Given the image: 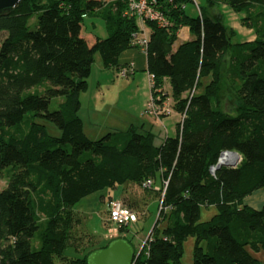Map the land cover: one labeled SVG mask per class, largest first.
Here are the masks:
<instances>
[{"label": "trees", "instance_id": "16d2710c", "mask_svg": "<svg viewBox=\"0 0 264 264\" xmlns=\"http://www.w3.org/2000/svg\"><path fill=\"white\" fill-rule=\"evenodd\" d=\"M127 1L23 0L0 14V178L6 177L0 263L87 264L96 250L82 258L64 254L80 221L72 207L95 192L135 185L160 203L150 238L132 264H182L188 236L195 239L193 264H264V206L243 202L264 190V0H205L209 9L223 3L246 12L257 39L235 44L219 18L198 7L196 18L185 14L184 5L193 0H154L153 9L167 24L143 22L149 30L150 95L161 106L168 80L173 111L181 117L175 134L157 146L144 125L91 140L78 115L94 56L103 68L118 71L120 53L138 48V18L126 14ZM88 14L101 16L106 38L88 42L82 35ZM33 15L36 28L29 31ZM183 26L193 39L174 48ZM223 75L236 103L230 111L220 103ZM205 78L203 92L196 94ZM47 124L59 135L49 134ZM222 152L241 160L216 169ZM201 207L216 212L199 222Z\"/></svg>", "mask_w": 264, "mask_h": 264}, {"label": "rangeland", "instance_id": "374dc122", "mask_svg": "<svg viewBox=\"0 0 264 264\" xmlns=\"http://www.w3.org/2000/svg\"><path fill=\"white\" fill-rule=\"evenodd\" d=\"M203 9L206 14L213 17H217L223 23V25L230 32V42L235 43H249L257 39V34L255 28L250 24V21L246 19L247 14L243 11H235L227 4L219 3L212 9L207 8L205 0H193V2H188L184 5V12L190 18H196L199 14L198 8ZM137 25L139 32L137 36L140 38L141 34L149 33L148 28L144 26L142 22L137 20ZM27 27L29 31H34L36 28V15H33L27 22ZM81 33L88 40L92 37L106 38L108 36L105 22L98 14H88L84 15L82 19ZM193 35L190 33L187 27L183 26L179 28L176 40L173 47H177L180 44L191 41ZM91 42V41H88ZM131 58H134V62L137 67V71L134 76L129 75L128 78H120L115 74V70L111 71L110 74L106 71L107 81L103 78V74H100L102 70L101 60L98 54L94 56V62L91 67V75L88 78L89 89L87 92L81 94L82 104L85 107V100L92 93L97 81L103 83L114 82L113 86L104 90L105 102L111 104V108H105L104 112L108 113L107 116L102 117V127L106 126L107 119H115L113 115L122 113L121 117L125 113L133 112L134 105L139 106L145 101V110L147 109L150 100V82L149 73L145 69L146 56L140 53L136 48L128 49L120 53L117 63L119 64L127 62L131 63ZM130 62V63H129ZM144 66V67H143ZM143 68V69H142ZM228 68V57L224 58L223 62V73ZM145 69V70H144ZM103 73V72H101ZM134 81V82H133ZM133 82L130 86H125L127 83ZM208 83V79H202L201 85L198 86L196 94H201L203 92L204 86ZM37 92L40 89H35ZM162 90L166 95V104L163 106L169 113L154 117L155 119L162 120V126L160 128L155 127V138L154 143L158 145L160 143V137H165V130L167 132H176V122L181 120V117L173 111V98L171 95V89L168 80H163ZM34 92L31 90L30 93ZM233 95L229 91L227 82L225 81V75H223L220 91V103L222 110L230 111L235 103ZM165 100V101H166ZM61 99H53L50 104V110H55L57 104ZM30 114L26 115V118ZM151 116V115H150ZM120 118V119H122ZM122 127H118L115 131L122 130ZM47 129L49 134L53 136H58L59 132L57 129L51 125L47 124ZM163 133V135L158 136V132ZM97 137L96 139H99ZM92 139V140H96ZM6 185V177L0 178V190H2ZM150 191H143L140 187L135 185L118 186L114 190H103L100 192H95L90 194L72 207L73 211L77 214L80 221L74 226L72 239L70 246L65 249L64 254L69 257L82 258L91 250H98L105 246L109 241L116 238L124 237L133 249L137 252L140 251L142 246L150 238V233L156 223L158 210H159V197ZM104 195V197H101ZM111 195V196H109ZM101 197V198H100ZM112 197V198H111ZM111 200H120L125 206L134 211L137 215V222L129 225L127 229L119 231L115 229L107 220L106 205ZM103 202V204H102ZM215 208L201 207L199 222H205L210 219L212 215L215 214ZM163 223L158 224L159 228L163 227ZM39 237L38 234L34 236L31 241V248L36 249L38 246ZM195 244V239L192 236L186 237L182 244V264H193V248Z\"/></svg>", "mask_w": 264, "mask_h": 264}, {"label": "crops", "instance_id": "0c3cea01", "mask_svg": "<svg viewBox=\"0 0 264 264\" xmlns=\"http://www.w3.org/2000/svg\"><path fill=\"white\" fill-rule=\"evenodd\" d=\"M107 1H111V0H107ZM148 35H149V33L146 34V32L144 31V36L147 37ZM96 38H99V37L95 36V37H92V39L89 38V41L92 42ZM136 49L140 53L144 54L143 51L139 47ZM131 63L132 64H127V62H124V63L119 64V62H118V67L122 68V67L132 65L133 74L131 76H134L135 72L137 71V69L135 68L137 66L134 62V58H131ZM101 66H102V64H101ZM145 69H146V61H145ZM114 70L115 69H113V68L105 69L102 67V70H100V74H103L102 76L106 80L108 77L106 75V71L108 72V74H110V72L114 71ZM101 72H103V73H101ZM115 74H117V71L115 72ZM90 75H91V73H90ZM106 81H104L103 83H101L100 80L96 82L95 87L92 90L91 95L89 97H87V100H85V103H86L85 107L82 104L81 94L79 96L80 108H79L78 115L82 121V127H83L84 134L89 139L92 140V139H96L97 137H100V136L102 137L108 133H117V131H115V130L118 127H122L121 128L122 130H119L118 132L124 133L128 129H130L131 127H138V126L144 125L145 128L150 130L151 133H153L155 135L154 129H155V127L160 128L162 126V122H161L162 120L155 119L153 116H150V115L145 113V107H146L145 101H144V103L140 104L139 106L134 105L133 112H130L131 114H129V113L123 114V116H127L125 118L121 117L122 113L119 114V118L117 117V115H113L115 119H107V121H106L107 125L102 127V129H101L102 117L105 118V116H107V114H108V113H105L104 110H105V108H111L112 107L111 104H107L105 102L104 90L110 89L113 86L114 82H112V84L111 83L109 84ZM133 82L127 83L125 86H130L133 84ZM149 88H151V86ZM88 89H89V85H87V90ZM87 90H86V92H87ZM150 97H151V95H150ZM166 102H167V100L165 102H163L162 105L164 106L166 104ZM161 106H159V107H161ZM120 118H122V119H120ZM174 134H175L174 132L171 133V132H167L165 130V137H163V138L160 137V143L158 145H160L167 136H173ZM157 135L160 136V135H163V133H161L159 131L157 133ZM109 196H111V195H109ZM101 197H104V195H102ZM243 202L245 205H247L253 209H260L262 206H264V190H258V191L253 192L251 195L244 198ZM102 204H103V202H102ZM260 259L263 260L262 257H260Z\"/></svg>", "mask_w": 264, "mask_h": 264}, {"label": "built area", "instance_id": "2783aa9c", "mask_svg": "<svg viewBox=\"0 0 264 264\" xmlns=\"http://www.w3.org/2000/svg\"><path fill=\"white\" fill-rule=\"evenodd\" d=\"M153 4H155L154 0H128L127 1V10L126 14L128 15H135L140 22H144L145 20L153 21L158 26H166V21L164 20L163 16L156 10L153 9ZM134 44L139 47L143 53L145 54L146 45H147V37L144 34H141L139 38L137 35L134 37ZM133 72L132 65L122 67L117 71V75L120 78H128ZM153 76L149 75V82L150 86L152 85ZM165 112L166 114L169 113V110L165 108L158 107L152 98L150 97L147 109L145 113L154 117H157ZM224 154H228L233 156V160L228 163L220 164V159ZM241 158L238 154L233 152H222L218 158L216 165H223V166H231L234 167L238 165ZM215 167L210 168L211 173H213ZM146 187L150 186V182L145 184ZM106 214L108 222L115 228H128L129 225H132L137 222V215L125 206L119 200H111L106 205Z\"/></svg>", "mask_w": 264, "mask_h": 264}, {"label": "water", "instance_id": "95a60500", "mask_svg": "<svg viewBox=\"0 0 264 264\" xmlns=\"http://www.w3.org/2000/svg\"><path fill=\"white\" fill-rule=\"evenodd\" d=\"M23 0H0V14L12 11ZM221 165H217L216 169ZM139 252L124 239L110 242L106 248L96 250L87 257V264H132ZM1 264V263H0Z\"/></svg>", "mask_w": 264, "mask_h": 264}, {"label": "bare ground", "instance_id": "6f19581e", "mask_svg": "<svg viewBox=\"0 0 264 264\" xmlns=\"http://www.w3.org/2000/svg\"><path fill=\"white\" fill-rule=\"evenodd\" d=\"M233 160V156L231 155H228V154H224L222 156V158L220 159V164H223V163H228V162H231Z\"/></svg>", "mask_w": 264, "mask_h": 264}]
</instances>
